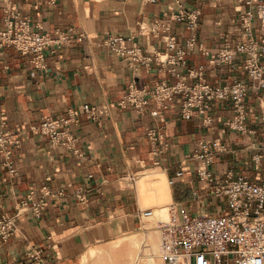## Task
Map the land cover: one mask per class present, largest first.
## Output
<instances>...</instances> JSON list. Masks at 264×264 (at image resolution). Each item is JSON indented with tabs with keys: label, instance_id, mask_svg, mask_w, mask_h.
Segmentation results:
<instances>
[{
	"label": "crops",
	"instance_id": "1",
	"mask_svg": "<svg viewBox=\"0 0 264 264\" xmlns=\"http://www.w3.org/2000/svg\"><path fill=\"white\" fill-rule=\"evenodd\" d=\"M246 1L0 0V20L11 8L30 20L33 31L70 37L68 44L47 48L43 69L14 47L0 48V131L12 140L14 170L0 166V218L15 215L30 194L40 198L45 185L63 193L48 200L41 219L30 213L19 217L16 235L0 239V264L32 261L29 254L38 250L42 264H83L91 249L140 229L142 210L176 205L192 214L221 211L212 186L197 174L193 156L201 143H209L215 153L209 169L218 179L250 175L259 180L254 156L261 155L264 165L262 94L252 92L246 99L245 133L226 125L233 118L229 103L212 110L209 126L202 116L182 118V99L167 110L151 102L143 116L118 105L131 84L138 89L180 80L194 85L198 80L189 78L188 71L200 66L214 86L246 80L242 59L231 69L211 57L226 42L240 39L238 21L248 9ZM184 8L201 9L195 32L172 20ZM166 22L169 33L152 31ZM168 35L180 46L195 35L197 46L209 54L191 53L178 78L157 61L134 69L109 46L113 38L134 37L144 55L154 58L165 50ZM85 104L103 112L101 121L82 113ZM69 111L78 117L62 130L69 136L60 143L31 131L45 119L67 118ZM152 128L162 136L156 149L148 134ZM81 191L87 192V202L77 197Z\"/></svg>",
	"mask_w": 264,
	"mask_h": 264
},
{
	"label": "built area",
	"instance_id": "2",
	"mask_svg": "<svg viewBox=\"0 0 264 264\" xmlns=\"http://www.w3.org/2000/svg\"><path fill=\"white\" fill-rule=\"evenodd\" d=\"M157 2L158 0H146ZM248 9L241 15L238 24L240 39L226 42L222 48L213 54L212 61L225 68H236V62L242 59L243 72L247 75L244 81L232 84L214 86L205 81L204 66L188 71L189 78L198 80L194 85L180 80L171 85L159 83L152 88L138 89L131 84L128 93L119 102L122 108H130L139 116H143L151 102H155L162 110H167L177 99H182L180 116L193 119L196 116L204 118V124L213 123L212 110L218 104L232 105L233 118L226 125L240 132H246L248 126L247 97L255 92L262 94L260 108L264 114V0H247ZM200 8L181 9L172 20L183 23L186 29L195 32L199 27ZM163 29L169 33L172 28L166 22L157 23L154 33ZM68 35L56 32L55 35L41 34L33 31L30 20L20 17L11 8L0 20V48L14 47L24 56H31V62L37 69L45 68V51L49 47H59L68 44ZM120 43V44H119ZM131 43L128 47L126 44ZM113 51L127 59L135 69L138 65L149 68L157 61L166 68H172L174 76L180 78L181 72L187 69L188 56L196 52L207 53L196 44L193 35L180 46L175 36L165 37V50L155 54L154 58L145 56L141 46L134 37L125 39L113 38L109 42ZM82 113L89 119L101 121L102 113L90 104L82 107ZM156 113L155 115H157ZM78 113L69 111L68 117L45 119L31 131L48 137L53 143H60L69 131L62 130L77 120ZM156 128L148 131L154 148L162 140ZM20 141H16L17 147ZM71 147V146H69ZM10 136L0 131V166L9 167L13 156ZM72 148V147H71ZM223 152V150H221ZM198 161L197 174L201 180L212 186V195L221 201V211L192 214L185 207L171 205L168 207L170 220L160 223L162 230L163 264H264V165L261 155L254 156V169L260 175L258 181H253L250 175L237 178L230 177L221 180L209 169L214 163L215 153L209 143H201L194 153ZM63 193H53L48 185L41 188V197L30 194L23 201L15 215H3L0 218V239L7 241L18 232V219L26 213L35 219H41L46 211L50 198L62 197ZM77 197L87 202V192H78ZM161 209V208H160ZM158 209H148L139 212V217L147 220L154 218ZM41 251L29 254L32 261L23 260L18 264H42Z\"/></svg>",
	"mask_w": 264,
	"mask_h": 264
},
{
	"label": "rangeland",
	"instance_id": "3",
	"mask_svg": "<svg viewBox=\"0 0 264 264\" xmlns=\"http://www.w3.org/2000/svg\"><path fill=\"white\" fill-rule=\"evenodd\" d=\"M163 209L168 210V207L158 209L156 214L161 213ZM169 220L170 215L166 220L159 218V215L144 220L141 228L136 230L133 234L125 236L122 240L109 242L98 249H91L83 264H125L129 257V253H134L133 262H136L138 260L137 258L140 257L142 258L140 264H147V255L153 254L152 247L157 244H162L160 223H167ZM92 250H94L93 254L91 253ZM160 251L161 247L159 248V252ZM154 261L157 264H163L162 258H155Z\"/></svg>",
	"mask_w": 264,
	"mask_h": 264
},
{
	"label": "bare ground",
	"instance_id": "4",
	"mask_svg": "<svg viewBox=\"0 0 264 264\" xmlns=\"http://www.w3.org/2000/svg\"><path fill=\"white\" fill-rule=\"evenodd\" d=\"M168 214H169V212H168L167 209H163L161 211V213H157V215H159V218H161L162 220H166L168 218V216H169ZM160 247H161V244H157L154 247H152L153 254L147 255V257H148L147 264H157L154 261V259L155 258H157V259L158 258H162V252L161 251L159 252V248ZM91 253L93 254L94 253V250H92ZM140 254H141V251H140ZM137 259H136L137 260L136 262H133V260H134V253H129V257L127 258V261L125 262V264H140L141 261H142V258L139 257Z\"/></svg>",
	"mask_w": 264,
	"mask_h": 264
}]
</instances>
